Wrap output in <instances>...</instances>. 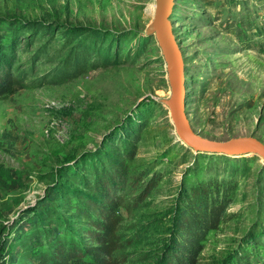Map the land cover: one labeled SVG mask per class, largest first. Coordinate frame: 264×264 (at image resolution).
I'll return each mask as SVG.
<instances>
[{
  "label": "rangeland",
  "instance_id": "obj_1",
  "mask_svg": "<svg viewBox=\"0 0 264 264\" xmlns=\"http://www.w3.org/2000/svg\"><path fill=\"white\" fill-rule=\"evenodd\" d=\"M154 3L0 0L2 59L27 71L0 99V264H37L32 255L66 239L92 245L90 203L115 175L121 264H162L206 183H228L231 200L197 264L264 263V157L196 152L179 137L148 33ZM170 22L193 130L264 145V0H174Z\"/></svg>",
  "mask_w": 264,
  "mask_h": 264
},
{
  "label": "trees",
  "instance_id": "obj_2",
  "mask_svg": "<svg viewBox=\"0 0 264 264\" xmlns=\"http://www.w3.org/2000/svg\"><path fill=\"white\" fill-rule=\"evenodd\" d=\"M2 55L0 48V99H5L13 94L15 86L23 83L22 77L27 71L15 74L12 70L14 63L10 66ZM107 185L112 191L104 193L99 202L90 203L94 206V214L87 215L89 228L86 234L92 245L66 239L38 251L30 259L37 264H121V258L116 255L125 245L118 234L123 220L118 209L125 207V199L117 191L121 185L120 176L112 177ZM195 188L188 201L189 207L177 218L174 244L170 243L165 250L162 264H197L203 247L201 240L208 231L218 228L231 200L228 183H216L214 186L206 183Z\"/></svg>",
  "mask_w": 264,
  "mask_h": 264
},
{
  "label": "water",
  "instance_id": "obj_3",
  "mask_svg": "<svg viewBox=\"0 0 264 264\" xmlns=\"http://www.w3.org/2000/svg\"><path fill=\"white\" fill-rule=\"evenodd\" d=\"M156 4L154 21L149 26L148 33L150 36L156 35L167 63L172 97L166 103L170 108L179 137L196 152L227 155H242L253 152L264 157V145L254 138L245 137L218 142L206 139L193 130L185 112L186 90L183 59L170 22L174 0H156Z\"/></svg>",
  "mask_w": 264,
  "mask_h": 264
},
{
  "label": "bare ground",
  "instance_id": "obj_4",
  "mask_svg": "<svg viewBox=\"0 0 264 264\" xmlns=\"http://www.w3.org/2000/svg\"><path fill=\"white\" fill-rule=\"evenodd\" d=\"M156 7H157V4L155 5V3L152 4V5H150V8L152 9L153 12L156 11V10H155Z\"/></svg>",
  "mask_w": 264,
  "mask_h": 264
}]
</instances>
